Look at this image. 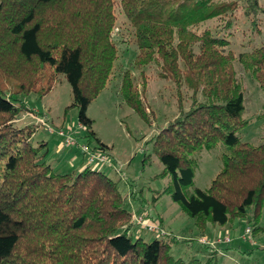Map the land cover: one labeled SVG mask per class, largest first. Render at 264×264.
Segmentation results:
<instances>
[{
  "label": "trees",
  "instance_id": "1",
  "mask_svg": "<svg viewBox=\"0 0 264 264\" xmlns=\"http://www.w3.org/2000/svg\"><path fill=\"white\" fill-rule=\"evenodd\" d=\"M121 7L135 30L136 66L154 63L179 95L183 86L192 92L191 108L183 111L179 100L180 115L152 143L163 166L159 176L172 178L166 193L203 234L236 219L259 225L264 144L253 146L238 136L248 122L236 57L226 51L228 39L193 30L234 8L218 7L215 0H121ZM259 9L252 0L247 12ZM115 21L114 0H0V264H213L216 259L214 247L206 262L175 257L172 246L180 240L171 234L149 243L135 239L134 215L116 181L91 167L59 174L42 153L46 143L32 144L36 129L14 126L28 110L18 97L45 96L63 75L80 126L97 141L95 148L110 156L87 111L107 87L118 57L111 38ZM237 60L264 92V44ZM4 79L16 85L14 94L6 93ZM121 94L150 122L129 73ZM220 142L229 149L220 173L207 191L188 194L198 166L194 156ZM246 241L254 244L250 236Z\"/></svg>",
  "mask_w": 264,
  "mask_h": 264
},
{
  "label": "rangeland",
  "instance_id": "2",
  "mask_svg": "<svg viewBox=\"0 0 264 264\" xmlns=\"http://www.w3.org/2000/svg\"><path fill=\"white\" fill-rule=\"evenodd\" d=\"M251 2L215 0L218 7L234 9L195 26L193 30L198 34L210 31L230 41L226 51H231L236 57L234 68L244 88V119L248 122L238 136L244 143L260 146L264 144V92L237 60L242 53L251 52L264 44V0H258L260 9L256 13L248 14ZM114 14L116 21L111 38L118 57L107 87L93 100L87 111L88 118L93 121V132L101 143L110 148L112 166L100 168L89 164V156L82 148H95L98 143L96 140L91 141L89 133L80 126L78 109L70 108L73 104L72 87L63 75L56 77L54 87L45 96L31 94L18 97L28 110L18 117L14 126H32L36 129L32 144L38 147L46 143L42 153H46L48 164L59 174L80 172L83 168L91 167L103 171L116 181L126 209L136 216L144 214L145 219L180 240L172 246L175 257L184 260L194 257L206 262L213 256L214 250L211 248L214 247L217 252L213 264H264V208L257 226L248 222V219H236L225 228L210 227L203 234L195 221L166 193L172 186V178L159 176L163 166L153 151L152 143L159 132L180 115L179 100L183 111L191 108L192 92L183 86L179 95L176 85L161 77L154 63L138 68L135 64L138 55L135 30L124 14L121 0H114ZM229 22L231 26H228ZM126 73L132 76L137 86L150 122L132 110L121 94ZM2 84L8 95L16 92L14 83L4 79ZM49 129L54 133H50ZM61 131L72 137L77 145L68 147L67 138L59 135ZM227 153L229 149L220 142L215 148L202 150L194 156L198 166L194 186L186 190L188 194L195 189L207 191L210 188L222 169V156ZM248 228L253 232L250 239L255 244L244 240ZM257 228L261 230L255 231ZM131 232L135 239L142 238L147 243L158 237L156 233L135 226ZM226 238L231 242L218 244ZM202 240L207 241V244L202 243Z\"/></svg>",
  "mask_w": 264,
  "mask_h": 264
},
{
  "label": "built area",
  "instance_id": "3",
  "mask_svg": "<svg viewBox=\"0 0 264 264\" xmlns=\"http://www.w3.org/2000/svg\"><path fill=\"white\" fill-rule=\"evenodd\" d=\"M50 133H54V131L50 130ZM59 135L67 138L66 145L68 147H75L77 145L76 141L72 137L67 136L64 132H59ZM82 149L89 156V164L95 165L96 167L100 166V168L112 166L110 157L104 152H101L100 150L91 147H83ZM133 221L134 225L143 231L156 233L158 237H163L166 235V233L162 229H160L158 225L145 219L144 215H134ZM251 234L252 230L250 228L246 229L244 240H247V238L251 236ZM222 242L229 243L230 239L226 238L224 241H219L218 243ZM202 243L207 244V241L202 240Z\"/></svg>",
  "mask_w": 264,
  "mask_h": 264
},
{
  "label": "crops",
  "instance_id": "4",
  "mask_svg": "<svg viewBox=\"0 0 264 264\" xmlns=\"http://www.w3.org/2000/svg\"><path fill=\"white\" fill-rule=\"evenodd\" d=\"M108 152H109V155H110V154H111V153H110V150H109ZM110 160H111V157H110ZM83 169H84V168H83ZM83 169H82V170H83ZM254 244H255V242H254Z\"/></svg>",
  "mask_w": 264,
  "mask_h": 264
}]
</instances>
